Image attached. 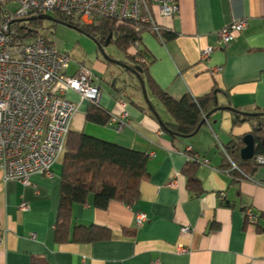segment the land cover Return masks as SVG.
I'll use <instances>...</instances> for the list:
<instances>
[{
    "label": "crops",
    "instance_id": "0c3cea01",
    "mask_svg": "<svg viewBox=\"0 0 264 264\" xmlns=\"http://www.w3.org/2000/svg\"><path fill=\"white\" fill-rule=\"evenodd\" d=\"M179 3L181 13L174 18L162 17L154 7L157 22L174 39L162 43L149 32L142 35L154 82L176 100L203 97L216 88L219 107L231 104L244 112L264 113V0ZM242 19L248 26L240 38L218 48L216 33ZM209 47L216 50L202 61L201 53ZM106 65L99 69L108 71L111 65ZM81 66L86 67L79 62L67 74L74 75ZM216 67L221 71L213 75ZM94 77L101 89V108L130 126L118 131L110 122H88L90 105L70 93L68 99L79 103L71 132L149 155V177L140 186L139 201L133 207L112 201L101 210L90 196L86 204L72 207L70 235L77 226L96 225L109 229L111 238L91 244L58 243L55 227L64 155L54 165L53 177L35 173L28 186L5 181L0 172V264H32L34 257L47 264H264V166L248 176L234 175L221 153L251 135V125L235 124L226 108L215 112L195 136L173 137L150 115L148 92L146 99L134 88L122 90L124 83L117 78L107 90L101 85L105 78ZM151 101L161 119L170 122V115L155 104L158 101ZM193 155L200 158L199 194L183 174ZM174 182L177 186H171ZM22 204L28 209L21 210ZM247 211L257 216L256 222L247 221ZM138 214L148 218L142 227ZM184 226L191 231L182 234Z\"/></svg>",
    "mask_w": 264,
    "mask_h": 264
},
{
    "label": "built area",
    "instance_id": "2783aa9c",
    "mask_svg": "<svg viewBox=\"0 0 264 264\" xmlns=\"http://www.w3.org/2000/svg\"><path fill=\"white\" fill-rule=\"evenodd\" d=\"M179 1L0 0L7 2V11L0 15V172L5 181L15 180L28 186L35 173L53 177V167L65 151L71 122L79 109V103L67 96L73 93L80 103L96 106L101 94L90 69L81 66L74 75H68L72 63L69 54L58 52L43 38L14 40L11 22L30 17L32 13L52 15L59 12L85 25H99L102 19H109L120 24H133L137 32L147 28L163 43L164 29L157 22L154 7H158L162 17L174 18L181 13ZM14 3L17 9L13 11L10 7ZM247 26L248 20L242 19L218 31V48L236 42ZM131 48L136 54L140 44L132 43ZM215 50L214 47L203 50L201 60L208 61ZM220 71L221 68L216 67L211 73L215 75ZM123 102L120 99V103ZM110 124L118 131L130 126L118 117H112ZM222 151L226 154L224 148ZM256 162L264 166V156H259ZM171 186H177V182ZM219 196L225 197L224 193ZM27 209L28 206L22 204L21 210ZM246 217L249 222L257 221L251 211H247ZM147 220L146 214L137 215L139 227ZM190 231L188 226L181 230L182 234Z\"/></svg>",
    "mask_w": 264,
    "mask_h": 264
},
{
    "label": "trees",
    "instance_id": "16d2710c",
    "mask_svg": "<svg viewBox=\"0 0 264 264\" xmlns=\"http://www.w3.org/2000/svg\"><path fill=\"white\" fill-rule=\"evenodd\" d=\"M6 6L7 2H0V15L7 11ZM39 15L43 14L32 13L30 17L12 21L10 29L14 34L11 37L14 40L43 38L47 44L54 46V42L51 40L52 27L45 26V21L32 20ZM52 15L59 22L84 32L92 39L94 38L103 47H106L109 37L112 36L110 44L114 43L124 54V59L120 62L128 67L116 66L123 69L136 81L131 86L136 91L143 93L142 83L145 85L148 101L150 100V115L159 121L161 128L170 132L173 137L193 135L204 117L219 107L215 102L219 94L216 88L203 97L194 98L191 95H186L180 100L173 99L160 89L149 74L152 59L141 44L142 35L149 32L147 28L137 32V27L133 24H120L109 19H102L99 25H85L73 21L70 17L59 12ZM174 36L173 33L163 30V43L174 39ZM155 37L158 39L157 36ZM135 42L140 44V49L136 54L131 48V44ZM110 57L114 59L112 56ZM107 64L113 65L111 62ZM127 86L124 84L122 90ZM151 99L162 105L172 118L170 122L161 119ZM226 108L232 112L235 124L249 123L251 125L249 134L255 140V155L251 160L242 159L241 151L245 145L243 138L224 148L227 155L223 151L221 153L228 163L226 167L234 175L239 173L248 176L260 167L256 162L257 158L264 156V113L244 112L233 108L231 104H228ZM242 113L253 114V116H244ZM86 119L88 122L105 126L109 124L111 117L100 105H96L90 106ZM63 155L61 202L55 227L56 241L58 243L71 241L91 244L109 240L111 238L110 230L96 225L77 226L71 236L72 207L75 204H86L90 196L94 197L95 208L101 210L106 209L112 201L133 207L140 199L141 184L149 177V155L99 140L81 132L70 133ZM199 165L200 158L193 155L190 156L183 170L189 187L198 194L202 193V189L199 191L200 182L197 176ZM234 165L236 168H233ZM32 264H47V262L42 258L34 257Z\"/></svg>",
    "mask_w": 264,
    "mask_h": 264
},
{
    "label": "rangeland",
    "instance_id": "374dc122",
    "mask_svg": "<svg viewBox=\"0 0 264 264\" xmlns=\"http://www.w3.org/2000/svg\"><path fill=\"white\" fill-rule=\"evenodd\" d=\"M10 8L13 11L16 10L17 4H11ZM45 26L52 27L51 40L54 42L55 49L60 53H67L70 55L72 59L70 65L71 69L74 68L77 63L81 62L84 63L93 74L97 75L98 79L102 80L105 78V81H101V85L107 90L113 82V78H117L119 83L127 84V89L129 91L132 89L131 86H133V83H136V81L120 67L113 64L108 71L99 69V66L103 67L108 61L95 41L87 34L76 28L55 24L50 21H45ZM104 51L108 56H112L114 60L121 61L124 59V54L114 43L104 47ZM155 104H158L160 108L162 107L158 102H155Z\"/></svg>",
    "mask_w": 264,
    "mask_h": 264
},
{
    "label": "water",
    "instance_id": "95a60500",
    "mask_svg": "<svg viewBox=\"0 0 264 264\" xmlns=\"http://www.w3.org/2000/svg\"><path fill=\"white\" fill-rule=\"evenodd\" d=\"M32 20H42V21H50V22H53L55 24H59V25H64V26H67L69 27L67 24L63 23V22H59L58 20L54 19L52 15H49V14H45V15H39L35 18H33ZM82 32V31H81ZM84 33V32H83ZM90 37V36H89ZM111 39H112V36L109 37L108 39V42L106 44V46H108L111 42ZM93 40L95 41V43L97 44L98 48L102 51V53L104 54L106 60L108 62H111L115 65H119V66H122V67H128L127 65H124L123 63H121L120 61L118 60H114L112 59L110 56H108L105 51H104V47L101 46L100 44H98V42L93 38ZM140 70V69H139ZM134 73H136L134 71ZM142 88H143V94L145 96V98L147 99V90H146V87L145 85L142 83ZM216 104H218V99L216 98ZM222 109H226V108H222V107H218L216 108L215 110H213L210 114L206 115L203 119V121L201 122V124L199 125L197 131L193 134V135H190L188 137H192V136H195L199 131L200 129L205 125V123L209 120V118L217 111L219 110H222ZM242 115L244 116H253V114H246V113H242ZM244 144H245V147L242 149L241 151V157L243 160H251L253 159L254 155H255V140L253 138L252 135H248L244 138L243 140Z\"/></svg>",
    "mask_w": 264,
    "mask_h": 264
}]
</instances>
